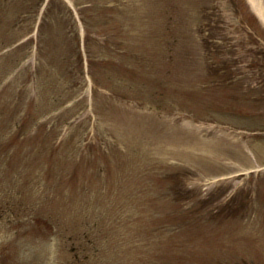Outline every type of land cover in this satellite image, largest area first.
I'll use <instances>...</instances> for the list:
<instances>
[{
	"label": "rangeland",
	"instance_id": "rangeland-1",
	"mask_svg": "<svg viewBox=\"0 0 264 264\" xmlns=\"http://www.w3.org/2000/svg\"><path fill=\"white\" fill-rule=\"evenodd\" d=\"M61 1L0 0V264H264V43L230 4L264 37V0Z\"/></svg>",
	"mask_w": 264,
	"mask_h": 264
},
{
	"label": "trees",
	"instance_id": "trees-1",
	"mask_svg": "<svg viewBox=\"0 0 264 264\" xmlns=\"http://www.w3.org/2000/svg\"><path fill=\"white\" fill-rule=\"evenodd\" d=\"M244 204V203H243ZM245 205V204H244ZM246 207V206H245ZM222 212H224L225 214L227 213V211H222ZM229 213V212H228ZM227 213V214H228ZM228 217H230L229 215H228ZM231 220L229 219V218H226V219H224V222H226V223H229ZM223 238V237H222Z\"/></svg>",
	"mask_w": 264,
	"mask_h": 264
}]
</instances>
